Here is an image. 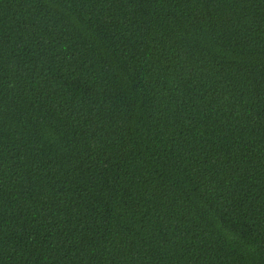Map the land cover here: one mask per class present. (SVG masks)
I'll use <instances>...</instances> for the list:
<instances>
[{"label": "trees", "instance_id": "trees-1", "mask_svg": "<svg viewBox=\"0 0 264 264\" xmlns=\"http://www.w3.org/2000/svg\"><path fill=\"white\" fill-rule=\"evenodd\" d=\"M0 264H264V0H0Z\"/></svg>", "mask_w": 264, "mask_h": 264}]
</instances>
